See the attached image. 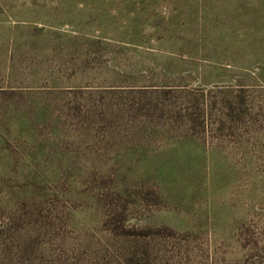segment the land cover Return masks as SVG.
<instances>
[{
    "label": "rangeland",
    "instance_id": "1",
    "mask_svg": "<svg viewBox=\"0 0 264 264\" xmlns=\"http://www.w3.org/2000/svg\"><path fill=\"white\" fill-rule=\"evenodd\" d=\"M0 264H264V0H0Z\"/></svg>",
    "mask_w": 264,
    "mask_h": 264
},
{
    "label": "trees",
    "instance_id": "2",
    "mask_svg": "<svg viewBox=\"0 0 264 264\" xmlns=\"http://www.w3.org/2000/svg\"><path fill=\"white\" fill-rule=\"evenodd\" d=\"M124 227L119 225V226H116L115 229H113L115 232H118L119 234H122V235H134L136 234V231H130V230H124L123 229ZM138 233H144V232H139Z\"/></svg>",
    "mask_w": 264,
    "mask_h": 264
}]
</instances>
